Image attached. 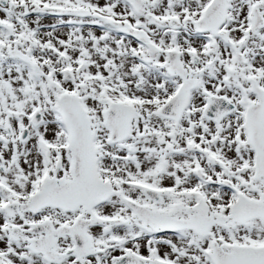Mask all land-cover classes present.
Here are the masks:
<instances>
[{
    "label": "snow or ice",
    "instance_id": "obj_1",
    "mask_svg": "<svg viewBox=\"0 0 264 264\" xmlns=\"http://www.w3.org/2000/svg\"><path fill=\"white\" fill-rule=\"evenodd\" d=\"M0 264H264V0H0Z\"/></svg>",
    "mask_w": 264,
    "mask_h": 264
}]
</instances>
